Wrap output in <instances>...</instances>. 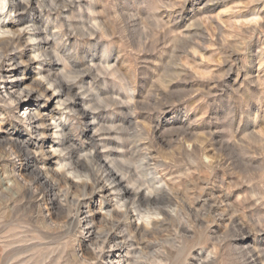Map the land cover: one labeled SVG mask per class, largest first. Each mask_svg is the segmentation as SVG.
<instances>
[{"label": "rangeland", "instance_id": "obj_1", "mask_svg": "<svg viewBox=\"0 0 264 264\" xmlns=\"http://www.w3.org/2000/svg\"><path fill=\"white\" fill-rule=\"evenodd\" d=\"M71 1L43 10V26L59 33L56 42L69 39L67 46L77 47L74 58L97 57L92 76L101 82L91 92L106 135L95 138L126 154L118 164L131 172L129 186L133 180L150 191L160 181L167 185L174 202L149 211L179 209L168 230L152 239L167 237L176 246L170 259L151 264H264V0ZM80 15L95 35L82 39L58 27L61 20L80 26ZM5 96L0 88V99ZM14 116L24 118L23 109L7 112L0 102V119ZM18 125L30 131L28 121ZM6 150L13 164L0 163V264H124L126 251L109 243L103 248L109 258L84 259L85 245L96 251L100 245L82 223L74 229L50 216L49 203L36 208L34 196L23 194L10 175L33 190L35 184L18 175L22 164Z\"/></svg>", "mask_w": 264, "mask_h": 264}, {"label": "bare ground", "instance_id": "obj_2", "mask_svg": "<svg viewBox=\"0 0 264 264\" xmlns=\"http://www.w3.org/2000/svg\"><path fill=\"white\" fill-rule=\"evenodd\" d=\"M59 4L71 7L73 1L0 0V88L6 94L0 102L7 112L20 108L24 114V118L14 116L15 120L0 119V163L13 164L8 158V146L22 164L18 175L25 177L28 174L35 184V190L29 183L17 181L15 172L10 176L23 194L34 196L36 208L42 207V202L45 206L49 203V208H46L50 216L54 214L64 218L74 229L81 223L88 229L89 238L95 240L101 249L96 251L85 245L84 259L92 261L109 258L108 254L103 253V248L107 246L105 244L109 243L116 251H126L122 259L124 264L168 261L172 248L176 246L167 237L155 241L152 239L156 237L155 234L168 230L169 222L176 218L179 209L159 206L151 212L149 207L162 201L172 204L174 196L167 185H158L162 181L155 183L157 186L154 185V191L148 190L147 186L143 188L137 180H133L129 186L127 183L131 176L126 174L131 172L121 171L118 164V158L120 161L125 160L126 154L111 151L110 143L95 138L96 135L103 137L101 135L105 134L103 117L94 112L96 96L91 92L92 84L101 82L96 73L92 76L97 57L89 54V58H74L77 47L74 49L72 44L67 46L69 39L62 43L56 42L55 35L59 33L53 34L48 27L43 26L42 11L48 12ZM79 18L76 25L80 26L61 20L58 21V27H64L66 33L72 28L76 30L75 35L82 39L95 35L96 28L89 25L82 15ZM91 23L94 24V20ZM50 36H54L55 41H51ZM80 65H85V68L80 69ZM23 121H28L30 128L25 134L18 125ZM122 128V131L125 130ZM120 146L123 149L125 144ZM38 158L41 159V167L38 166ZM51 165L55 168H50ZM151 179L149 181L153 183ZM1 188L0 185V192ZM58 192H61L64 203L57 197ZM85 204L86 208L81 211V206ZM136 220L142 221L140 226ZM141 234L147 239L140 238ZM157 245L162 250H155ZM253 260L251 264H262Z\"/></svg>", "mask_w": 264, "mask_h": 264}]
</instances>
